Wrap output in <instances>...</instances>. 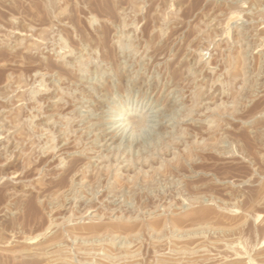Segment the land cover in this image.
<instances>
[{"label": "rangeland", "instance_id": "374dc122", "mask_svg": "<svg viewBox=\"0 0 264 264\" xmlns=\"http://www.w3.org/2000/svg\"><path fill=\"white\" fill-rule=\"evenodd\" d=\"M116 83V116L129 89L160 85L185 95L167 107L190 117L159 135L133 117L119 149L133 160L117 169L76 108L98 110ZM97 152L107 169L78 154ZM179 206L188 218L172 214ZM263 244L264 0H0V261L109 264L104 253L121 252L122 264H215L217 253L264 264Z\"/></svg>", "mask_w": 264, "mask_h": 264}, {"label": "bare ground", "instance_id": "6f19581e", "mask_svg": "<svg viewBox=\"0 0 264 264\" xmlns=\"http://www.w3.org/2000/svg\"><path fill=\"white\" fill-rule=\"evenodd\" d=\"M100 27H102V26H100ZM108 28V27H107ZM107 28L105 29V30H107ZM104 29H102L103 30V33L105 32L104 31ZM109 30H110V28H108ZM125 29H126V27H125ZM108 31V30H107ZM136 31V30H135ZM110 32V31H109ZM106 33V32H105ZM136 33V32H135ZM104 35V34H103ZM106 35V34H105ZM104 35V36H105ZM108 35V34H107ZM133 35V34H132ZM106 37V36H105ZM137 37V36H136ZM135 37V38H136ZM44 39V38H43ZM133 50V49H132ZM65 51V50H64ZM128 51V50H127ZM137 51V50H136ZM133 53V52H132ZM137 53V52H136ZM68 54V53H67ZM131 54V53H130ZM66 55V54H65ZM134 55H137V54H134ZM131 56H133V54L131 55ZM138 56V55H137ZM126 57H128V59H129V55H127ZM133 57H135V56H133ZM91 58V57H90ZM89 58V59H90ZM137 58V57H136ZM86 59V58H85ZM88 59V60H89ZM127 59V58H126ZM133 59V58H132ZM123 61V60H122ZM83 62V61H82ZM93 62V61H92ZM124 62V61H123ZM127 62V61H126ZM125 62V63H126ZM133 62V61H132ZM132 62H130V64H126V68L125 69H127L128 67H131L132 66V68L130 69V70H126V71H128L127 72V74L129 75V73H131V76H130V81H132L134 78H137V74L135 73V71H137V70H133V66L135 65V63H132ZM155 62V61H154ZM158 62H160L159 60H158ZM125 63H123V64H125ZM132 63V64H131ZM158 65V64H157ZM85 67V66H84ZM84 67H83V69H84ZM135 67V66H134ZM82 69V68H81ZM82 69V70H83ZM178 69V68H177ZM132 70V71H131ZM85 71V70H84ZM83 71V72H84ZM86 72V71H85ZM139 72V71H138ZM137 72V73H138ZM139 74V73H138ZM85 75V74H84ZM172 77V76H171ZM173 78V77H172ZM115 79V78H114ZM97 80V79H96ZM116 81H118V79L116 78ZM164 81V80H163ZM119 82V81H118ZM126 83V82H125ZM162 83V82H161ZM113 84V83H112ZM126 84H129V83H126ZM144 84V83H143ZM105 85V84H104ZM125 86V84H120V83H116V84H114L113 86L115 87L114 88V90H111L108 86H104V91L102 92V93H100V94H97L98 96H97V98H99L100 100H104L105 101V105L104 106H102V107H100L99 106V109L98 110H93L92 109V107H90V105L88 104V105H84L86 102H87V100L88 99H85L84 101H83V104H81V106L80 107H76V108H78L79 109V112H77V113H79V115L78 116H81L82 118H83V120H85L86 119V121H82V123L81 124H79V126L80 125H83V124H86L85 126H83V127H81V129H88V128H90L91 126H95L93 129H89L88 131H89V133H91L92 131H94V133L92 134V135H90V136H94V144L96 145V146H101L102 147V150H108V151H111V150H114L115 149V151L114 152H112V154H111V157H114L113 158V160H111V162H113V166H115L116 167V169L117 168H125V167H128L129 165H130V162H131V160H133V159H131V157H129V158H127L126 156H123V158L122 159H120L119 158V156L120 155H123L124 154V148H122V150H121V152L119 151V149H120V147H121V145L123 144V142H125L126 140H127V138H126V135H127V132L128 131H133V130H137V127L139 126H137V122L136 121H134V120H132V118L133 117H135V116H140L141 118V123H142V125L144 126V127H146V129L147 128H151V126L153 127V132H155L156 134H158L159 135V131H155V130H161V128H169V127H175V128H179V127H176L174 124L175 123H180V122H184V121H186V120H188L190 117L188 116V114L187 115H183L182 113H180L181 115H179V114H176V112L179 110L178 109V107L177 108H175V109H173L172 108V110L170 109V108H168L167 107V104H169V102L171 103V104H176V105H180L181 104V101L180 100H182L183 98H185V95H182V93H180L179 92V94H176V93H178V89H175V88H171L167 93H165V90L163 89V87H160V85L158 86V88H157V90H151V94L150 93H148L147 92V89H148V87L149 86H147L146 87V89L145 90H142L143 89V87H142V89L141 90H139V91H137L136 92V94L133 96V90L132 91H130V89L126 92V97H125V99H123L122 101H120L119 102V104L121 105V107H125V111H124V113L121 115V116H116L115 114H114V111H112V110H110V108H116L117 109V106H113V105H111V102H114L113 101V99H111L112 97L110 96L112 93H113V95H114V93L115 92H117L118 91V93H119V91H121L122 92V90L124 89H126L124 86ZM162 85V84H161ZM165 85V84H164ZM113 86H110L111 88H113ZM40 89V88H39ZM140 89V88H139ZM19 91V90H18ZM177 91V92H176ZM72 92V91H71ZM73 93V92H72ZM118 93H116V94H118ZM181 94V95H180ZM100 95L102 96V97H100ZM176 95V96H175ZM132 97H134L133 99H132ZM114 98V97H113ZM21 99H22V97H21ZM74 100V99H73ZM129 101H131V104H129ZM132 101H134L135 102V106H134V109L132 108ZM116 102V101H115ZM138 104H139V107H138V109H137V106H138ZM160 104H162V106H160ZM183 104V103H182ZM195 105V104H194ZM160 106V107H159ZM184 105H182V106H180V108L181 107H183ZM118 109H119V107H118ZM182 109V108H181ZM188 109H191V108H188ZM188 109H186V111L188 110ZM192 110V109H191ZM208 110V109H207ZM81 111H85L86 113H87V115H82V114H80V112ZM119 111H121V109H119ZM122 112V111H121ZM141 113V114H139L138 115V113ZM185 112V111H184ZM189 112V111H188ZM186 113V112H185ZM204 114V113H203ZM210 114H211V112H210ZM214 114V113H213ZM201 115H202V113H201ZM175 116H176V118H175ZM200 116V115H199ZM203 117V116H202ZM206 117V116H205ZM207 117H208V115H207ZM206 117V118H207ZM176 119V120H175ZM210 119V118H209ZM195 120H196V118H195ZM148 123H150V125L148 124ZM142 126V127H143ZM178 126H180L179 124H178ZM141 127V128H142ZM164 132H166V131H164ZM128 134H129V132H128ZM132 134V133H131ZM68 135H70V134H68ZM88 135V134H87ZM52 136V135H51ZM89 136V137H90ZM129 136V135H128ZM175 136H177V135H175ZM46 138V137H45ZM68 138V137H67ZM129 138V137H128ZM63 139H64V141L65 142H63V144L62 145H59V147L57 146V144H55V145H49L48 147L49 148H51L52 150H55L54 151V153L55 152H60L61 150H62V146H64L65 144H66V138H64L63 137ZM130 139V138H129ZM38 141V140H37ZM36 141V142H37ZM48 141V140H47ZM54 140H53V138H51V139H49V141L48 142H53ZM101 141V144L100 145H97V143L98 142H100ZM127 142H128V140H127ZM35 143V142H34ZM33 143V144H34ZM47 143V142H46ZM31 144H32V142H31ZM36 145V144H35ZM39 145V144H38ZM43 145V144H42ZM128 146H131L132 144L130 143V141L128 142V144H127ZM144 145V144H143ZM31 146V145H30ZM33 146V145H32ZM31 146V147H32ZM127 146V147H128ZM134 146V145H133ZM138 146V145H137ZM140 146V145H139ZM123 147V146H122ZM37 148H38V146H37ZM41 148V147H40ZM43 148V147H42ZM47 148V147H46ZM45 148V149H46ZM99 149V148H98ZM48 150V149H47ZM119 151V152H118ZM47 152V151H46ZM50 152H52V151H50ZM49 152V153H50ZM63 152V151H62ZM85 152V151H84ZM94 152V151H93ZM44 153V152H43ZM91 153V152H90ZM94 153H96V151L94 152ZM93 153V155L92 156H85V154H82V153H78V154H81L82 156H84L85 158H88L87 160H85V161H83L84 159L82 158L81 160V162H82V164L83 165H85L86 164V162H88V163H90L91 165H93L94 163H99L100 162V167L102 166L103 168H105V166L103 165V163H101V161L103 160L102 158L103 157H106V154H103L102 155V153H98L97 152V154H94ZM117 153H119V154H117ZM60 154V153H59ZM110 155V154H109ZM45 157H47V156H45ZM50 157H52V156H50ZM55 156H53V158H54ZM71 157V156H70ZM93 157H95V159L94 160H90V158H93ZM107 157H108V155H107ZM110 157V158H111ZM71 159V158H70ZM70 159H68V160H65V159H62V160H60L59 161V165L58 166H56L57 168H68V167H70L71 168V170H75V169H79V165L81 166L82 164L80 163V164H77V163H69V160ZM101 160V161H99V160ZM108 159V158H107ZM50 160V159H49ZM48 160V162H50ZM76 160V159H75ZM73 162V161H72ZM76 162V161H75ZM84 162V163H83ZM111 162H109V163H111ZM120 163H125V164H121L120 165ZM61 164V165H60ZM102 164V165H101ZM51 165V164H50ZM109 165V164H108ZM56 167H55V169H56ZM96 167V166H95ZM101 167V168H102ZM82 168V167H81ZM84 168V167H83ZM102 168V169H103ZM108 168V166H106V168L105 169H107ZM54 169V170H55ZM62 169V170H63ZM59 170V169H58ZM66 171V170H65ZM76 171V170H75ZM88 171V170H87ZM60 172V171H59ZM63 173V172H62ZM75 174V173H74ZM113 175L114 176H116V179H117V177L119 176V175H121L120 173H117V172H115V173H113ZM184 177L185 176H187V175H183ZM119 178V177H118ZM176 208V212L175 213H173L172 212V214L173 215H175L176 217H178V218H188V216L190 215V210L189 211H187V209L188 208H183V207H175ZM159 209V208H158ZM152 213V212H151ZM156 213V212H155ZM169 214H171V212L169 213ZM171 214V215H172ZM148 215V214H147ZM156 215V214H155ZM172 215V216H173ZM154 216V215H153ZM152 217V216H151ZM175 217V219H177ZM145 218V217H144ZM157 219V218H156ZM163 219V218H162ZM166 219V218H165ZM174 218H173V221L175 220ZM193 219V218H192ZM93 220V219H92ZM143 220V219H142ZM167 220V219H166ZM180 219H178V221H179ZM187 219H185V222H187L186 221ZM190 220V219H189ZM168 221V220H167ZM166 221V222H167ZM181 221V220H180ZM179 221V222H180ZM183 221H184V219H183ZM162 222V221H161ZM171 222V221H170ZM178 222V223H179ZM184 222V223H185ZM194 222V221H193ZM142 223V222H141ZM172 223V222H171ZM183 223V222H182ZM147 224V223H146ZM157 224H159V223H157ZM162 224H163V222H162ZM161 224V225H162ZM160 225V224H159ZM163 226V225H162ZM186 226V225H185ZM174 227V226H173ZM162 228V227H161ZM188 230V229H187ZM105 231V230H104ZM102 232V231H101ZM193 233V232H192ZM196 236V235H195ZM119 237V236H118ZM173 238V237H172ZM177 238V237H176ZM179 238V237H178ZM177 238V239H178ZM192 238H193V236H192ZM179 239H181V238H179ZM186 239V238H185ZM175 240V239H174ZM172 241H173V239H172ZM179 241V240H178ZM263 241V240H262ZM34 241H30V242H28L32 247H33V245H34V243H33ZM199 242V241H198ZM99 244V243H98ZM102 244V243H101ZM101 244H99L100 246H101ZM196 244V243H195ZM115 245V244H114ZM196 245H198V244H196ZM195 245V246H196ZM178 246V245H177ZM176 246V247H177ZM262 246V248L264 249V244L263 245H261ZM29 248L28 249V251L26 252V253H24V254H22L20 257L21 258H27V257H31L32 255H33V250H35L34 248ZM109 247V246H108ZM137 248L138 247H136V250H137ZM194 248H196V247H194ZM200 248H202V247H199L198 246V248H196V249H194L193 250V247H192V251L190 252V254L189 253H187V254H189V255H191V254H193V253H195V255H196V253L197 252H199L200 253V251L202 250H200ZM95 249H97V248H95ZM98 249H99V247H98ZM107 249V248H106ZM117 249H119V247L117 248ZM259 249V248H258ZM181 250V249H180ZM190 250V249H189ZM262 250V249H261ZM260 250V251H261ZM36 251V250H35ZM95 251H97V250H95ZM107 251V250H106ZM105 251V252H106ZM109 251V250H108ZM112 251V250H111ZM111 251H109L110 253H111ZM130 251V250H129ZM128 251V252H129ZM187 251H188V249H187ZM88 252V251H87ZM94 252V251H93ZM93 252H92V254H93ZM98 252H101L100 251V249H99V251ZM120 252V251H119ZM131 252V251H130ZM129 252V253H130ZM137 252V251H136ZM171 252V251H170ZM182 252H184V251H182ZM189 252V251H188ZM201 252H203V250L201 251ZM208 252V251H207ZM84 253V252H83ZM86 253V252H85ZM121 253V252H120ZM120 253H117L118 255H116V254H108V252L107 253H104V254H106L105 256H104V258L102 259V260H104V261H106V263H109V264H122V261L124 260V258L122 259L121 257H120ZM177 253H179L180 254V252L179 251H173L170 255L173 257H175L176 256V254ZM184 253H186V252H184ZM198 253V254H199ZM204 253V252H203ZM202 253V254H203ZM35 254V253H34ZM57 254V253H56ZM87 254H89V253H87ZM86 254V255H87ZM95 254V256L98 254L97 252L96 253H94ZM135 254H137V253H135V250H133L132 251V255L130 256V257H133ZM139 254V253H138ZM211 255H212V257H211V260H214L215 262V264H223V262L225 261V259H223V257H221L220 259H218L217 257H215V255H217V253L215 254H212V253H210ZM91 255V254H90ZM130 255V254H129ZM169 255V254H168ZM169 255V256H170ZM93 255H91V257H92ZM98 256H99V254H98ZM124 256H127V255H124ZM135 256H137V255H135ZM170 256V257H171ZM194 256V255H193ZM192 256V257H193ZM236 256H238V255H236ZM235 256V257H236ZM177 257H179V256H177ZM94 258V257H93ZM96 258V257H95ZM99 258V257H98ZM127 258H129V256L127 257ZM136 258V257H135ZM134 258V259H135ZM169 258V257H168ZM176 258V257H175ZM179 258H181V257H179ZM46 259H48V262H49V264H72L73 262L71 261H69L68 259H66V256H65V258H60L59 256H55V254H51L50 256H48V258L46 257ZM100 259V258H99ZM98 259V260H99ZM100 259V260H101ZM122 259V260H121ZM126 259V258H125ZM171 259V258H170ZM173 259V258H172ZM90 260H92L91 258H90ZM99 260V261H100ZM102 260H101V262H102ZM130 260H131V258H130ZM174 260V259H173ZM178 260V259H177ZM92 261H94V260H92ZM103 261V262H104ZM129 261V260H128ZM127 261V262H128ZM132 261V260H131ZM133 261H135V260H133ZM126 262V261H125ZM177 262V261H176ZM186 262H188V261H186ZM97 263H98V261H97ZM105 263V262H104ZM104 263H101V264H104ZM130 262H128V264H129ZM137 263H139L138 261H137ZM160 263V262H159ZM0 264H21V263H19V262H13V261H10L9 262V260H8V262H3V261H0ZM74 264V263H73ZM89 264H91V263H89ZM99 264H100V262H99ZM130 264H133V263H130ZM149 264V263H148ZM150 264H152V262L150 263ZM175 264V263H174ZM186 264V263H185Z\"/></svg>", "mask_w": 264, "mask_h": 264}]
</instances>
